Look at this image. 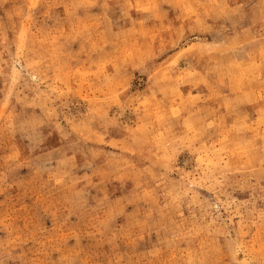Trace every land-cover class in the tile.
Segmentation results:
<instances>
[{
  "label": "rangeland",
  "instance_id": "374dc122",
  "mask_svg": "<svg viewBox=\"0 0 264 264\" xmlns=\"http://www.w3.org/2000/svg\"><path fill=\"white\" fill-rule=\"evenodd\" d=\"M0 264H264V0H0Z\"/></svg>",
  "mask_w": 264,
  "mask_h": 264
}]
</instances>
